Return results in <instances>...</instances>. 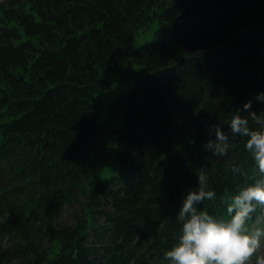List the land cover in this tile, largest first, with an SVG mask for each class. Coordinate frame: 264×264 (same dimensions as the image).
I'll use <instances>...</instances> for the list:
<instances>
[{"label":"trees","instance_id":"trees-1","mask_svg":"<svg viewBox=\"0 0 264 264\" xmlns=\"http://www.w3.org/2000/svg\"><path fill=\"white\" fill-rule=\"evenodd\" d=\"M157 18L155 37L134 46ZM124 63L144 71L120 98V169L89 186L99 93ZM261 93L264 0L0 3V264H167L197 173L216 193L198 210L218 219L258 178L247 138L228 131L238 111L264 116ZM214 124L229 135L226 156L204 148ZM69 207L73 224L59 221ZM52 240L54 256L39 243Z\"/></svg>","mask_w":264,"mask_h":264},{"label":"clouds","instance_id":"clouds-1","mask_svg":"<svg viewBox=\"0 0 264 264\" xmlns=\"http://www.w3.org/2000/svg\"><path fill=\"white\" fill-rule=\"evenodd\" d=\"M257 98L264 99V93ZM251 107L249 101L244 110ZM249 118L259 128L249 127ZM228 132L247 138L245 148L254 160L258 178L224 201L228 219H218L198 210L197 205L215 200L216 193L207 190L208 177L197 173L198 187L187 193L177 215L181 224L177 242L163 254L167 264H264V227L251 223L254 213L264 211V116L250 111L246 118L238 111L230 119ZM212 133L215 139L208 140L204 148L216 157L226 156L228 133L220 124L209 125Z\"/></svg>","mask_w":264,"mask_h":264},{"label":"rangeland","instance_id":"rangeland-1","mask_svg":"<svg viewBox=\"0 0 264 264\" xmlns=\"http://www.w3.org/2000/svg\"><path fill=\"white\" fill-rule=\"evenodd\" d=\"M6 0H0V3ZM159 20L155 19L148 28L142 29L136 34L134 46H140L155 37V32L159 28ZM140 65H129L124 63L117 70L107 74L108 79L112 82L111 89L99 93L101 100V110L98 118V134L91 148L89 159L95 167L94 175L89 179V185L100 179L116 174L120 169L118 157L117 129L124 125V118L120 111V101L124 92L132 88L135 81L143 73ZM79 215L77 207H69L59 218V221L73 224ZM3 216L0 214V219ZM260 227H264L262 224ZM6 236L3 244L10 247L14 244L22 243L21 238L13 239ZM92 239V238H91ZM42 246L47 247L49 255L54 256L60 249L57 240L39 242Z\"/></svg>","mask_w":264,"mask_h":264},{"label":"water","instance_id":"water-1","mask_svg":"<svg viewBox=\"0 0 264 264\" xmlns=\"http://www.w3.org/2000/svg\"><path fill=\"white\" fill-rule=\"evenodd\" d=\"M189 13H190V11L187 10L184 14L180 15V17H184V16L188 15Z\"/></svg>","mask_w":264,"mask_h":264}]
</instances>
